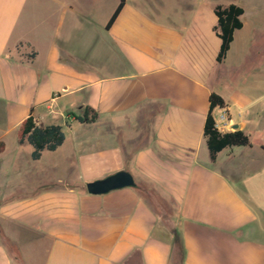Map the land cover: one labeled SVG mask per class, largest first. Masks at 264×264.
Here are the masks:
<instances>
[{"label": "crops", "instance_id": "0c3cea01", "mask_svg": "<svg viewBox=\"0 0 264 264\" xmlns=\"http://www.w3.org/2000/svg\"><path fill=\"white\" fill-rule=\"evenodd\" d=\"M119 2L0 0V168L32 114L74 132L70 164L84 175L3 200L14 231L0 221V264H264V52L243 71L264 7L250 26L243 7L217 62L218 3L126 0L107 28ZM212 92L226 102L213 110L216 121L227 111L223 132L237 124L251 140L215 159L204 134ZM85 106L95 122L77 119ZM120 171L133 185L86 190Z\"/></svg>", "mask_w": 264, "mask_h": 264}, {"label": "rangeland", "instance_id": "374dc122", "mask_svg": "<svg viewBox=\"0 0 264 264\" xmlns=\"http://www.w3.org/2000/svg\"><path fill=\"white\" fill-rule=\"evenodd\" d=\"M207 1L224 5H228L231 2L242 5L248 11L245 20L248 22L249 26L256 17V15H252L254 14V6L261 4L259 7H264V0ZM251 38L252 52L249 54L248 60H246L243 67V71L247 72L250 70L249 65L256 60V50L259 48L260 51L264 52V32H260L259 34L256 32ZM259 41L262 42L259 43ZM238 46H240V44ZM218 110H221V107L216 108V115H218ZM64 129L66 141L63 146L55 152L47 149L44 150L42 152V159L39 161H35L32 158V145L28 142L18 145L15 136L12 135L7 137L6 153L2 159L4 162L1 166L2 168H0V207L2 205L1 203H5V201L18 202L21 200L23 195L28 193V188L25 187L26 184H28L32 190H35L36 187H39V184L52 183L55 188L50 192H58L61 189L63 190V186L67 184L84 181V175L81 174L80 169L70 164L74 161L73 157L75 156V143L73 141L74 132L67 127ZM256 137L259 138L260 134H253V139H256ZM262 159L264 161V157ZM7 163H9V166ZM11 163H13L12 166H10ZM52 163L55 164L52 165ZM11 167H14L15 170H12ZM11 188H14V190H11ZM0 221L8 232L13 233L14 230L10 229V225H8L6 219H0Z\"/></svg>", "mask_w": 264, "mask_h": 264}, {"label": "trees", "instance_id": "16d2710c", "mask_svg": "<svg viewBox=\"0 0 264 264\" xmlns=\"http://www.w3.org/2000/svg\"><path fill=\"white\" fill-rule=\"evenodd\" d=\"M126 0H120L119 5L112 17L110 18L107 28H110L115 22ZM215 14L218 21L214 26V30L221 39V45L217 54V62H223L231 47L234 39V33L237 29L243 27L242 16L245 12L243 6L231 3L227 6L216 5ZM210 107L207 115L204 134L207 139V145L211 154V158L215 159L218 152L226 147L250 145L251 140L247 133L241 129L233 131L222 132L216 126V119L213 110L216 107H224L226 102L221 95L212 92L209 97ZM99 117L98 112L93 110L90 106L83 108L82 115H78L77 119L81 122H95ZM19 143L28 142L33 147L32 158L34 160L40 159L44 150H56L65 141L66 134L62 125L50 124L46 126H39L32 114L25 118L20 124L17 131Z\"/></svg>", "mask_w": 264, "mask_h": 264}, {"label": "water", "instance_id": "95a60500", "mask_svg": "<svg viewBox=\"0 0 264 264\" xmlns=\"http://www.w3.org/2000/svg\"><path fill=\"white\" fill-rule=\"evenodd\" d=\"M237 127L238 125L236 124L234 128L236 129ZM133 183V177L130 173L120 171L103 179L89 181L86 187L89 193L103 194L119 187L133 185Z\"/></svg>", "mask_w": 264, "mask_h": 264}, {"label": "built area", "instance_id": "2783aa9c", "mask_svg": "<svg viewBox=\"0 0 264 264\" xmlns=\"http://www.w3.org/2000/svg\"><path fill=\"white\" fill-rule=\"evenodd\" d=\"M227 111L225 110L216 121V126L220 131H225L229 127V120H227Z\"/></svg>", "mask_w": 264, "mask_h": 264}]
</instances>
